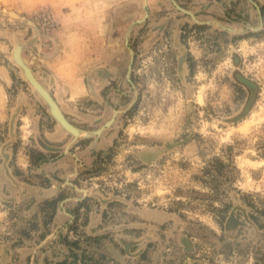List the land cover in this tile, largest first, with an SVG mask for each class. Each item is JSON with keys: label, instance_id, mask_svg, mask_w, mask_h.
I'll return each instance as SVG.
<instances>
[{"label": "rangeland", "instance_id": "1", "mask_svg": "<svg viewBox=\"0 0 264 264\" xmlns=\"http://www.w3.org/2000/svg\"><path fill=\"white\" fill-rule=\"evenodd\" d=\"M0 264H264V0H0Z\"/></svg>", "mask_w": 264, "mask_h": 264}, {"label": "water", "instance_id": "2", "mask_svg": "<svg viewBox=\"0 0 264 264\" xmlns=\"http://www.w3.org/2000/svg\"><path fill=\"white\" fill-rule=\"evenodd\" d=\"M20 46H16L13 50V55L15 50H18ZM15 60V59H14ZM15 62L22 68L24 72V76L29 81V83L35 88V90L40 94V96L45 100L46 104L49 107L51 114L54 118L59 122V124L68 132L73 135H78V129L73 126L64 116L58 104L54 100V98L50 95V93L38 82V80L32 74L30 68L25 64V62L17 57Z\"/></svg>", "mask_w": 264, "mask_h": 264}, {"label": "bare ground", "instance_id": "3", "mask_svg": "<svg viewBox=\"0 0 264 264\" xmlns=\"http://www.w3.org/2000/svg\"><path fill=\"white\" fill-rule=\"evenodd\" d=\"M20 49H18V50H15V52H14V59L16 60L17 59V57H19V58H21L22 59V57H21V55H20ZM23 60V59H22Z\"/></svg>", "mask_w": 264, "mask_h": 264}]
</instances>
